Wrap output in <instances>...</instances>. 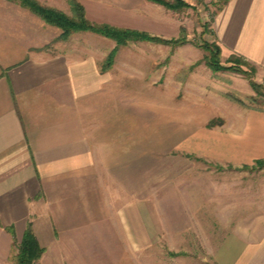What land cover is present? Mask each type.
Returning a JSON list of instances; mask_svg holds the SVG:
<instances>
[{
  "label": "rangeland",
  "instance_id": "rangeland-1",
  "mask_svg": "<svg viewBox=\"0 0 264 264\" xmlns=\"http://www.w3.org/2000/svg\"><path fill=\"white\" fill-rule=\"evenodd\" d=\"M1 1L0 20L3 11L24 20L16 5L26 9L35 36H54V42L72 35L84 39L83 32L55 37V26H45L17 1L8 0L10 7ZM37 1L73 15L72 0ZM74 1L83 6L82 0ZM84 1L93 23L182 43L116 46L105 37L99 44L90 42L92 51L106 54L101 71L121 73L124 92L117 116L110 119L113 125L106 126L99 171L82 193L100 202L120 197L153 201L154 222L143 224L152 226L154 237L148 248H136L130 238H109L118 233L116 225L107 232L105 253L84 254L76 264H217L215 252L230 244L234 234L264 235V159L244 166L207 153L212 138L238 128L228 121L264 107L262 70L236 55L226 59L216 53L214 21L224 0H185L188 6L177 12L148 0ZM209 63H218L220 70ZM85 182L77 183L82 187ZM8 227L0 220V264H16L21 237L14 242ZM127 227L124 220V235ZM41 258L36 264H42Z\"/></svg>",
  "mask_w": 264,
  "mask_h": 264
},
{
  "label": "crops",
  "instance_id": "crops-1",
  "mask_svg": "<svg viewBox=\"0 0 264 264\" xmlns=\"http://www.w3.org/2000/svg\"><path fill=\"white\" fill-rule=\"evenodd\" d=\"M82 4L89 18L88 4ZM14 7L24 20L5 11L0 20V220L14 226L19 237L32 223L45 249L42 264H76L84 254L105 253L107 232L116 225L118 233L109 238H130L136 248H148L154 233L143 223L154 222L153 201L100 202L82 193L99 171L106 126L113 125L124 92L121 73L102 72L106 54L90 47L102 36L83 32V41L72 35L55 42L54 36H35L26 9ZM55 29L57 37L61 30ZM214 32L221 56H241L264 74V0H228ZM232 122L238 128L212 138L208 155L244 166L263 160L264 107L227 124ZM84 178L80 187L77 182ZM254 236L234 234L215 252L216 263L264 264V235Z\"/></svg>",
  "mask_w": 264,
  "mask_h": 264
},
{
  "label": "trees",
  "instance_id": "trees-1",
  "mask_svg": "<svg viewBox=\"0 0 264 264\" xmlns=\"http://www.w3.org/2000/svg\"><path fill=\"white\" fill-rule=\"evenodd\" d=\"M19 2L23 7L30 10L32 13L40 17L45 23L55 26L61 30L60 39H67L73 33L89 32L99 36L111 39L116 43V46H122L130 41H150L181 44L180 40H166L154 36H150L145 32L131 29L119 28L106 23L96 24L88 20L84 7L72 0L71 8L73 15L69 16L59 9L42 5L37 0H14ZM152 3L161 5L167 10L177 12L180 9L188 6L185 0H148ZM228 0H224L226 3ZM223 3V4H224ZM216 53L221 54L220 46L216 47ZM237 56V55H236ZM241 60H245L241 56H237ZM111 58H109L110 61ZM230 62L231 60L228 59ZM247 61V60H245ZM108 62V61H107ZM216 62V61H215ZM110 63V62H109ZM212 70H220L218 63H209ZM239 71L238 69H234ZM255 163L261 160L254 161ZM8 232L11 234L13 241H16L14 226L8 227ZM45 249L42 247L34 234L32 223L28 222L25 231L21 237L16 254V264H36L42 257Z\"/></svg>",
  "mask_w": 264,
  "mask_h": 264
}]
</instances>
